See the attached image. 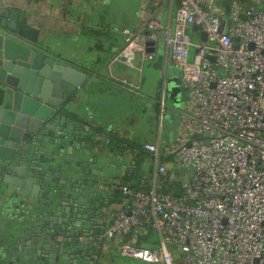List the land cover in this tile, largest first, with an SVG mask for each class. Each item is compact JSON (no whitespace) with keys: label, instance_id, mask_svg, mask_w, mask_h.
<instances>
[{"label":"built area","instance_id":"obj_1","mask_svg":"<svg viewBox=\"0 0 264 264\" xmlns=\"http://www.w3.org/2000/svg\"><path fill=\"white\" fill-rule=\"evenodd\" d=\"M172 23L150 20L145 36L122 30L125 46L114 61L127 66L136 49L153 60L145 41L164 34L186 106L170 143L160 147L159 119L156 142L135 148L152 157L151 178L144 189L114 185L121 200L107 208L101 237L121 238L120 255L147 263L173 264L177 252L182 264H264V0H232L226 14L215 0H178ZM187 23L206 40L193 39ZM170 163L188 170L187 180H170ZM135 230L156 239L139 246L130 240Z\"/></svg>","mask_w":264,"mask_h":264},{"label":"water","instance_id":"obj_2","mask_svg":"<svg viewBox=\"0 0 264 264\" xmlns=\"http://www.w3.org/2000/svg\"><path fill=\"white\" fill-rule=\"evenodd\" d=\"M145 48L155 51V42L146 40ZM63 50L23 24L22 12L1 13L0 264L109 263L101 233L112 181L126 167L121 131L84 115L88 72L62 58ZM158 51L166 76L172 60ZM172 69L166 84L175 106Z\"/></svg>","mask_w":264,"mask_h":264},{"label":"crops","instance_id":"obj_3","mask_svg":"<svg viewBox=\"0 0 264 264\" xmlns=\"http://www.w3.org/2000/svg\"><path fill=\"white\" fill-rule=\"evenodd\" d=\"M230 1L232 0L216 1L224 14L227 13ZM238 1L243 6L246 4V0ZM177 2L178 0H0V15L8 10H16L17 14L22 12L23 24L36 28L40 38L46 35L60 42L64 50L59 55L88 72L89 82L81 99L84 115L88 118L103 119L105 125L112 127L124 119L127 122L124 131L130 144L133 133L128 128L134 125L137 116L132 115L133 121L129 120L127 110L123 106L120 107L119 91L123 89L126 94L127 91L136 93L128 84L138 86L144 60L137 56L136 49L131 66L114 61L115 56L125 46L122 30L129 27L135 33L139 32L145 36L148 33L145 25L150 20L158 21L163 27H172V15ZM188 31L193 39L198 37L191 28ZM137 43L142 44L141 36ZM155 48V58L150 61L162 69L166 57L158 49L165 48L163 39L159 38L156 41ZM158 102L160 101L157 100L154 104L158 105ZM151 141L154 140L150 139L149 142ZM131 149V153H135V148ZM127 156L131 157V154L128 152ZM164 160L170 161V158L167 160L165 157ZM134 165V169H131L132 165L126 164L125 170L117 173L109 190L111 196L107 208L113 207L121 200L120 192L114 188L115 184L126 183L133 187L134 183L129 178H132L136 170V162ZM138 182L140 186L147 187V180L139 179ZM103 222L107 227L109 217L105 216ZM144 234L146 231L135 230L130 240L137 244V238ZM155 239L147 237V244L154 242ZM120 243L119 237H112L105 242L103 252L105 259L109 261L107 264H160L120 255L118 248ZM0 250H3L2 243ZM173 259V264H182L179 253L174 252Z\"/></svg>","mask_w":264,"mask_h":264},{"label":"rangeland","instance_id":"obj_4","mask_svg":"<svg viewBox=\"0 0 264 264\" xmlns=\"http://www.w3.org/2000/svg\"><path fill=\"white\" fill-rule=\"evenodd\" d=\"M217 1V0H215ZM217 4V3H216ZM193 33L198 35V31H193ZM137 56H141V51H135ZM193 55V46H190V53L188 56V61L192 60ZM138 61V58L137 60ZM174 71L172 75L180 81V69L177 66L169 65L167 68V75L165 76L163 69H160L155 65L153 61L144 60L143 65L140 71V79L138 83V88L135 89L136 93H131L127 91L132 98H129L126 92L123 89H120V107L122 106L127 110L128 118L130 121H133L131 118L132 115L137 116V119L133 122L134 125L129 126V130L133 133L134 136L143 138V139H152L156 141L157 139V126L159 113L155 111L154 102L160 101L163 97L164 99V111L162 114V131L160 136V147L162 148L163 142L170 143L174 137V133L177 130L178 123L181 118V112L185 108L186 104V89L179 82V91H178V104L173 105V102L168 96L167 87V78L170 70ZM219 74H224V69L222 67H217ZM166 95V97H165ZM125 97V98H124ZM127 98V99H126ZM130 99V100H129ZM129 100V101H128ZM158 114V115H157ZM159 117V116H158ZM126 121L123 119L117 123V127L124 128ZM131 157L127 156L123 158L125 165H134L136 162V170L132 174V178H129L131 182L140 186V181H149L151 174L154 168V161L149 154L146 153H130ZM171 161L174 160L171 159ZM170 166L173 168V171L177 172L175 176L170 174V180L182 181L187 180L190 172L188 170L176 169L170 163ZM153 238H156V234H153Z\"/></svg>","mask_w":264,"mask_h":264},{"label":"flooded vegetation","instance_id":"obj_5","mask_svg":"<svg viewBox=\"0 0 264 264\" xmlns=\"http://www.w3.org/2000/svg\"><path fill=\"white\" fill-rule=\"evenodd\" d=\"M166 97V95H165ZM158 105H155V111H157V113H159V117L157 116L158 120L160 119L161 120V124H162V114H163V111H164V107L165 105L161 106L160 105V102L157 103ZM163 127V126H161ZM125 129L120 127V135H119V140H120V148H119V153L120 154H125L124 156L127 155V153L129 152V155L131 153V148H137L139 145L145 143V142H149L148 139H143V138H139V137H136L133 135V137L131 138L132 139V143L129 144L128 142V139H127V136H126V131H124ZM161 131H162V128H161ZM130 145V147L128 146ZM135 167V165H133ZM133 167V169H134ZM4 264H10L9 262H5ZM17 264V263H15Z\"/></svg>","mask_w":264,"mask_h":264},{"label":"trees","instance_id":"obj_6","mask_svg":"<svg viewBox=\"0 0 264 264\" xmlns=\"http://www.w3.org/2000/svg\"><path fill=\"white\" fill-rule=\"evenodd\" d=\"M168 158L169 157H166L167 160H168ZM170 162H171V159H170ZM171 186H174L175 187L176 186V182L172 181L171 182ZM143 187L144 186H142V185L141 186H138V183L136 182V184H134L132 188H135V189H144L145 187L144 188ZM153 234L154 233L151 230H147L146 231V234H144V236H142L141 238H137V245H139V246H147L148 244H147L146 238L147 237H150V238L153 237Z\"/></svg>","mask_w":264,"mask_h":264}]
</instances>
